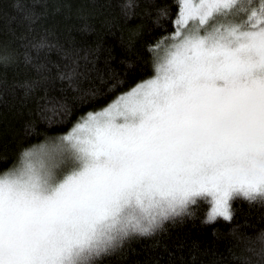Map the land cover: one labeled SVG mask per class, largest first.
<instances>
[{"label":"snow or ice","instance_id":"1","mask_svg":"<svg viewBox=\"0 0 264 264\" xmlns=\"http://www.w3.org/2000/svg\"><path fill=\"white\" fill-rule=\"evenodd\" d=\"M176 9L151 77L0 172V264H99L198 199L231 220L235 195L264 197V0Z\"/></svg>","mask_w":264,"mask_h":264},{"label":"trees","instance_id":"2","mask_svg":"<svg viewBox=\"0 0 264 264\" xmlns=\"http://www.w3.org/2000/svg\"><path fill=\"white\" fill-rule=\"evenodd\" d=\"M176 12V0H0V172L151 77ZM229 203L231 220H210L198 199L99 264H264V197Z\"/></svg>","mask_w":264,"mask_h":264},{"label":"rangeland","instance_id":"3","mask_svg":"<svg viewBox=\"0 0 264 264\" xmlns=\"http://www.w3.org/2000/svg\"><path fill=\"white\" fill-rule=\"evenodd\" d=\"M61 143H62V140H58V141L55 142V144H53V147L55 148L56 146L60 145ZM48 163H49L50 166H54L55 161L50 160V161H48ZM65 171H67V167L56 170V174L58 176H60V175H63Z\"/></svg>","mask_w":264,"mask_h":264},{"label":"clouds","instance_id":"4","mask_svg":"<svg viewBox=\"0 0 264 264\" xmlns=\"http://www.w3.org/2000/svg\"><path fill=\"white\" fill-rule=\"evenodd\" d=\"M163 223H164V222H161V223L155 225V226H154V230H156V229H158V228H161V227L163 226ZM154 230H153V231H154Z\"/></svg>","mask_w":264,"mask_h":264}]
</instances>
